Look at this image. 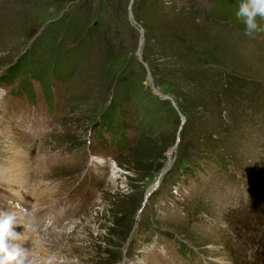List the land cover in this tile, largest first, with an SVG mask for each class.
I'll return each mask as SVG.
<instances>
[{
    "label": "rangeland",
    "instance_id": "rangeland-1",
    "mask_svg": "<svg viewBox=\"0 0 264 264\" xmlns=\"http://www.w3.org/2000/svg\"><path fill=\"white\" fill-rule=\"evenodd\" d=\"M239 3L0 0V175L21 150L27 182L0 210L25 264H264V30Z\"/></svg>",
    "mask_w": 264,
    "mask_h": 264
},
{
    "label": "clouds",
    "instance_id": "clouds-1",
    "mask_svg": "<svg viewBox=\"0 0 264 264\" xmlns=\"http://www.w3.org/2000/svg\"><path fill=\"white\" fill-rule=\"evenodd\" d=\"M237 15L244 23V34L252 35L264 30L257 23V18H264V0H240ZM16 216L10 211L0 210V264H25L22 249L12 243L17 240L14 231Z\"/></svg>",
    "mask_w": 264,
    "mask_h": 264
},
{
    "label": "bare ground",
    "instance_id": "bare-ground-1",
    "mask_svg": "<svg viewBox=\"0 0 264 264\" xmlns=\"http://www.w3.org/2000/svg\"><path fill=\"white\" fill-rule=\"evenodd\" d=\"M13 153L14 154L12 156H10L11 158H9L11 160L8 163L7 168L5 169V171L3 170L4 173L2 175H0V176H2V178L0 179L1 180L0 184L6 185V188L8 187V189L10 191H12L14 189V186H16L20 183H21V185H27V182L25 183V180L22 179V175H21V173L23 172V168H25V165L22 163L23 153L21 152V150H15V151H13ZM94 159H95L96 163L102 164L104 162L103 158H101L99 156H95ZM13 179H15V182L12 185L10 180H13ZM0 191H1V188H0ZM22 191H23V189L20 192H22ZM24 192H28V191L24 190ZM0 195H2V197H4V196L8 197L11 194H8V192L7 193L0 192ZM23 197H25V196H23ZM18 219H19V222L22 223L21 225H23L24 222L20 218H18ZM26 233H27V230H24V229L17 230V236H24Z\"/></svg>",
    "mask_w": 264,
    "mask_h": 264
},
{
    "label": "water",
    "instance_id": "water-1",
    "mask_svg": "<svg viewBox=\"0 0 264 264\" xmlns=\"http://www.w3.org/2000/svg\"><path fill=\"white\" fill-rule=\"evenodd\" d=\"M131 17H132V15H130ZM152 89H154V94L155 95H157V96H160V94H159V92H157L156 91V88H152ZM162 98H164V96H162ZM171 103L173 104V102L171 101ZM174 105V104H173ZM175 107V106H174ZM181 127H179V129H180ZM176 141H178V133H177V139H176ZM164 171V170H163ZM162 171V172H163ZM157 183H158V181H156L155 182V184H154V186L150 189V190H148V192L145 194V197H144V201L146 200V198L148 197V195L154 190V188H155V186L157 185ZM144 201H143V203H142V205L144 204Z\"/></svg>",
    "mask_w": 264,
    "mask_h": 264
},
{
    "label": "trees",
    "instance_id": "trees-1",
    "mask_svg": "<svg viewBox=\"0 0 264 264\" xmlns=\"http://www.w3.org/2000/svg\"><path fill=\"white\" fill-rule=\"evenodd\" d=\"M20 85H23L22 83H20ZM158 99L159 102L166 104L169 108H171V110L175 113V109L171 106L170 102L168 100H162L159 99L158 97H156ZM181 111V110H180ZM182 113V112H181ZM186 117V116H185ZM180 141V140H179ZM160 168V166H159Z\"/></svg>",
    "mask_w": 264,
    "mask_h": 264
}]
</instances>
